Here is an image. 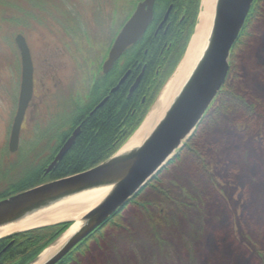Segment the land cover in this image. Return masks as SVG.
Returning <instances> with one entry per match:
<instances>
[{
	"label": "rangeland",
	"instance_id": "374dc122",
	"mask_svg": "<svg viewBox=\"0 0 264 264\" xmlns=\"http://www.w3.org/2000/svg\"><path fill=\"white\" fill-rule=\"evenodd\" d=\"M132 2L70 1L83 20L80 38L57 27H38L23 34L35 66L37 98L21 124L14 152L8 150V139L17 105L20 57L14 43L2 46L0 190L18 170L49 156L53 137L67 115L48 118L47 104L52 102L49 110L61 112L65 85L87 93L100 56ZM230 60L226 89L252 113L235 108L209 122L212 113L207 111L183 143L190 141L195 152H181L179 159L166 164L158 191L146 189L138 203L128 207L101 236L91 239L71 264H241L243 254L247 258L243 264H264V0L229 57V67ZM163 192L177 200L180 208L166 202ZM257 202L260 206L254 211ZM242 231L256 248L243 242ZM158 236L164 243L157 242Z\"/></svg>",
	"mask_w": 264,
	"mask_h": 264
},
{
	"label": "water",
	"instance_id": "95a60500",
	"mask_svg": "<svg viewBox=\"0 0 264 264\" xmlns=\"http://www.w3.org/2000/svg\"><path fill=\"white\" fill-rule=\"evenodd\" d=\"M154 2L155 0H141L136 4L108 51L102 64L104 73L129 46L143 35L151 21ZM252 3L253 0H214L211 24L199 57L162 116L139 142L125 148L146 116L129 139L97 165L0 199V231L8 227H17L36 218L45 222L49 220L46 219L48 215L79 214L78 220H76L78 224L72 232L69 231L76 221L66 219L56 222L47 221V223L24 229L14 228L2 234L0 238L38 227L63 222L69 223L27 264H56L124 206L174 157L200 123L223 87L229 72L231 50L243 28ZM169 10L170 7L160 26L166 20ZM196 26L197 22L187 47ZM14 43L20 57V83L16 111L8 139L10 152H14L18 147L21 124L33 95V63L29 46L25 37L20 33L14 36ZM127 74L128 72L119 80L112 92L124 81ZM140 77L141 73L130 87L128 96L137 87ZM102 103L103 101L100 105ZM79 130L77 127L64 141L45 168V173L55 168L73 144ZM97 190H107V192L99 202L85 212L83 208L73 202L80 195Z\"/></svg>",
	"mask_w": 264,
	"mask_h": 264
},
{
	"label": "trees",
	"instance_id": "16d2710c",
	"mask_svg": "<svg viewBox=\"0 0 264 264\" xmlns=\"http://www.w3.org/2000/svg\"><path fill=\"white\" fill-rule=\"evenodd\" d=\"M70 1L72 2V0H0V52L2 46L14 43L13 35L15 36L17 33L28 34L38 29V27L51 30L55 27L58 29L62 28L67 35L71 34L77 38L82 37L84 34L81 27L83 20L79 11H74L71 7ZM139 1L141 0H133L130 12L126 15L124 21ZM260 1L253 0L243 28L231 50L230 59L239 45L247 24L256 13ZM170 3L173 4V8L169 14L168 28L165 33L160 31L157 35H153L154 23L160 19ZM199 8L200 0H155L153 19L145 34L135 44L129 46L114 65V82L118 81L126 69H129L130 74L127 79L117 90L109 94L107 100L100 107L96 108L91 114H84L79 134L52 171L45 173V168L67 138L73 125L71 122L57 129L53 137L54 146L44 162L34 163L32 161L31 166L28 168L18 170L16 177L6 179L3 182V189L0 190V199L39 184L89 169L118 150L139 127L150 106L158 97L160 90L183 57L197 22ZM183 10H185V18L188 19V22L186 23L183 20L178 23L177 20ZM231 63L230 60L229 69H231ZM141 70L142 76L138 86L128 96L131 82L140 74ZM142 98H144L143 102ZM235 108H242L248 113H252L248 105L226 89L225 82L207 110L212 113L210 114L209 122L215 121L223 113ZM212 136L217 137L215 134ZM184 151L188 154L195 152L190 141L179 149L178 153L168 161L167 165L179 159L181 152ZM254 154L251 152V155ZM163 169L161 168L124 206L111 215L89 236L84 238L56 264H71L76 254L87 248L91 239L101 236L103 230L107 226L114 225V221L128 207L137 204L138 199L146 189L151 188L153 191H158L157 184L160 182L159 176ZM256 187L253 189H257ZM163 197L166 202L170 200L180 208L178 201L174 200L170 194L163 192ZM259 206V202L255 203L254 211ZM68 225L69 223L67 222L57 223L0 238V264L29 263ZM240 236L243 242L251 249L256 248L249 234L247 235V233L242 231ZM156 240L159 244L164 243L159 236ZM243 256L241 264L247 259L244 254ZM105 259H108V257H103L101 260Z\"/></svg>",
	"mask_w": 264,
	"mask_h": 264
},
{
	"label": "bare ground",
	"instance_id": "6f19581e",
	"mask_svg": "<svg viewBox=\"0 0 264 264\" xmlns=\"http://www.w3.org/2000/svg\"><path fill=\"white\" fill-rule=\"evenodd\" d=\"M213 6H214V0H200V8L197 15V26L194 32V35L192 36L190 43L187 47L186 53L179 63L178 67L174 73V75L169 79V81L165 84L164 88L162 89L160 96L157 100V102L153 105L149 113H147L146 118L144 119L142 125L137 130V132L134 134V136L131 138V140L128 142V146H131L132 144H135L141 140L145 134L149 132V130L153 127V125L159 120V118L162 116L163 112L169 105L172 97L177 92L179 86L183 82V80L187 77L190 70L192 69L193 65L195 64L197 58L200 55V52L204 46L207 33L211 24V18L213 14ZM173 74V73H172ZM107 190H97L93 192H88L85 194L80 195L78 198L73 200L74 203H77L80 208L84 209V212L93 207L97 202H99L102 197L106 194ZM82 214V213H81ZM79 214H61V215H48L46 219L48 222H56L60 220H66V219H74V221L78 220ZM47 221H40L39 219H32L30 221H27L17 227H8L5 229H2L0 231V236L2 234H5L14 228H27L31 227L33 225L37 224H44L47 223ZM78 222L76 221L72 226L69 232H72V230L77 226Z\"/></svg>",
	"mask_w": 264,
	"mask_h": 264
},
{
	"label": "flooded vegetation",
	"instance_id": "af4514ba",
	"mask_svg": "<svg viewBox=\"0 0 264 264\" xmlns=\"http://www.w3.org/2000/svg\"><path fill=\"white\" fill-rule=\"evenodd\" d=\"M154 4H155V2H154ZM169 7H170V10H169V12L167 14V18L163 22V24L160 26V24H161L162 20L164 19V16H165V14H166V12H167V10H168ZM172 8H173V4L172 3L168 4L165 12L162 14V16L160 17V19L156 23H154V27L152 29V34L153 35H157L160 31H162V33H165V31H166V29L168 28V25H169V14H170V11H171ZM153 9H154V6H153ZM133 10L131 11V13L133 12ZM182 12L183 13L179 16V19L177 20V22L179 23V22H182L183 20H185V22L187 23L188 22V19L185 18V10H183ZM131 13H130V15H131ZM129 16H128V18H129ZM152 19H153V13H152V18H151L150 23L152 22ZM112 21H113V17H112ZM150 23L148 24V26L150 25ZM148 26H147V28H148ZM147 28H146V30H147ZM146 30H145V32H146ZM118 31H116V33H115L114 36H112V35L110 36L109 42L107 44V47L105 48V50H103V54L100 56V59L101 60H100L99 64L97 65L96 70L92 73L91 84H90V87L87 90V93L84 94L82 92H79L78 89L71 90V88H70L71 86L65 85L63 87V89H62V92L64 94V98L61 101V104H62L61 112L59 113L54 108H53V110H49V108L50 107L52 108V106H53L51 101H50L51 103L50 104H47V106H46V109L48 110L47 111L48 118L59 117V115H62V114L64 115V113H65L67 116H64L65 121L63 123H61V125L65 126V125L69 124L70 122L73 124L72 125V128H71V130H70V132H69V134L67 136V138L69 137V135H71V133L77 127H79V129H80L84 114L85 113L91 114L96 108L100 107L107 100L109 94L114 92V91L112 92V89L117 85V83L119 82V80L128 72L126 78L124 79V81H125L127 79V77L129 76V74H130V70L129 69H126L122 73V75L119 77L118 81L114 82V80H115V77H114L115 75L113 74V72H114V65L121 58V56L123 55L124 52L113 63V65L111 66V68L107 72L104 73L102 71V64H103V62L105 61V59L107 57L108 51H109V49H110V47H111V45H112V43H113V41H114L117 33H118ZM145 32L143 33V35L145 34ZM31 58H32V56H31ZM32 63H33V60H32ZM140 73H141V76H142V70H141ZM138 76H139V74H138ZM136 78L134 79V81L136 80ZM134 81L131 82L130 87L133 85ZM36 84H37V79L35 77V66H34V63H33V95H32V98H31L29 104H28V107H27V109L25 111V115H24L23 122H24V120L26 118V113H27V111H28V109L30 107V104H32L33 100L35 98H37V94H36L37 93L36 92ZM130 87H129V89H130ZM128 92H129V90H128ZM102 101H103V103L100 105V103ZM143 101H144V98H142V102ZM62 109H63V111H62ZM23 122H22V124H23ZM58 123H60V122L58 121L57 124ZM79 132H80V130H79Z\"/></svg>",
	"mask_w": 264,
	"mask_h": 264
}]
</instances>
